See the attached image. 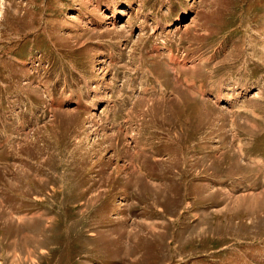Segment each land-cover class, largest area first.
Returning a JSON list of instances; mask_svg holds the SVG:
<instances>
[{
    "label": "rangeland",
    "instance_id": "obj_1",
    "mask_svg": "<svg viewBox=\"0 0 264 264\" xmlns=\"http://www.w3.org/2000/svg\"><path fill=\"white\" fill-rule=\"evenodd\" d=\"M0 264H264V0H0Z\"/></svg>",
    "mask_w": 264,
    "mask_h": 264
},
{
    "label": "bare ground",
    "instance_id": "obj_2",
    "mask_svg": "<svg viewBox=\"0 0 264 264\" xmlns=\"http://www.w3.org/2000/svg\"><path fill=\"white\" fill-rule=\"evenodd\" d=\"M184 16V15H183ZM185 18V17H184Z\"/></svg>",
    "mask_w": 264,
    "mask_h": 264
}]
</instances>
